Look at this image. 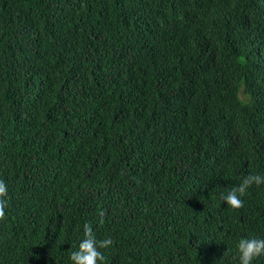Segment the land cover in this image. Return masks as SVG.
I'll return each mask as SVG.
<instances>
[{"label": "trees", "instance_id": "16d2710c", "mask_svg": "<svg viewBox=\"0 0 264 264\" xmlns=\"http://www.w3.org/2000/svg\"><path fill=\"white\" fill-rule=\"evenodd\" d=\"M251 173L264 0H0V264H72L85 222L105 264H239L264 185L222 195Z\"/></svg>", "mask_w": 264, "mask_h": 264}, {"label": "clouds", "instance_id": "9594fccd", "mask_svg": "<svg viewBox=\"0 0 264 264\" xmlns=\"http://www.w3.org/2000/svg\"><path fill=\"white\" fill-rule=\"evenodd\" d=\"M255 186L264 185V175L251 173L247 175L242 182L233 187L231 191L222 195L226 204L235 210L244 207V201L241 199L246 195L247 190ZM8 187L4 180L0 179V223L6 222V208L8 206ZM105 212L99 213V223L105 222ZM84 238L79 244L77 251L71 254L72 264H105L106 257L101 249H109L115 242L111 237L98 240L93 230L91 222H85L83 225ZM239 253V264H253L255 260L264 256V239H240L237 245Z\"/></svg>", "mask_w": 264, "mask_h": 264}, {"label": "bare ground", "instance_id": "6f19581e", "mask_svg": "<svg viewBox=\"0 0 264 264\" xmlns=\"http://www.w3.org/2000/svg\"><path fill=\"white\" fill-rule=\"evenodd\" d=\"M262 1V0H261ZM146 16H147V14H146ZM141 17V16H140ZM123 20V19H122ZM126 20V19H125ZM127 23H128V21H127Z\"/></svg>", "mask_w": 264, "mask_h": 264}]
</instances>
